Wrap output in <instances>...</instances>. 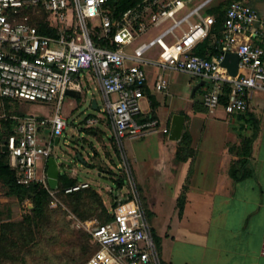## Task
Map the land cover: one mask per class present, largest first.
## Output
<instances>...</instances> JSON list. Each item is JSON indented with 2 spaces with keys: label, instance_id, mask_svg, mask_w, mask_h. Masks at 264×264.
Returning a JSON list of instances; mask_svg holds the SVG:
<instances>
[{
  "label": "built area",
  "instance_id": "built-area-1",
  "mask_svg": "<svg viewBox=\"0 0 264 264\" xmlns=\"http://www.w3.org/2000/svg\"><path fill=\"white\" fill-rule=\"evenodd\" d=\"M108 1L0 0V96L55 104L52 116H14L17 124L8 144L10 163L19 182L43 183L54 201L61 189L49 183L48 159L56 138L61 139L67 127L63 112L67 91H82L84 76L94 77L101 86L104 103L100 109L109 114L120 142L160 128L169 131L161 127L157 117L143 111L147 63L205 79L204 104L211 111L222 106L228 113L246 112L252 94L264 91V8L245 0L233 1L222 36H215L220 42L219 54L208 57L195 52L216 22L215 15L201 13L207 1L178 17L192 0H142L119 18L113 17ZM194 15L197 21L191 20ZM34 19L45 20L46 30ZM170 19L172 25L160 35L132 46L151 27ZM166 33L176 36L167 47L170 60L148 59L146 51ZM227 51L240 54L236 76L222 65ZM155 85L160 90L169 88L164 71L158 73ZM223 96H227L226 103ZM87 121L98 123L100 118L91 116ZM40 155L45 157L41 168ZM89 186V182H78L64 191ZM110 211L114 216L108 221L87 219L79 224L88 228L93 242L114 264H164L136 186L131 193L120 195ZM261 252L264 255V237ZM87 264L104 263L95 256Z\"/></svg>",
  "mask_w": 264,
  "mask_h": 264
},
{
  "label": "crops",
  "instance_id": "crops-1",
  "mask_svg": "<svg viewBox=\"0 0 264 264\" xmlns=\"http://www.w3.org/2000/svg\"><path fill=\"white\" fill-rule=\"evenodd\" d=\"M176 33L181 30L176 29ZM170 34L174 41L175 34L166 33L154 45ZM172 42L150 52L152 45L146 57L169 61L159 56L162 51L169 55L167 47ZM218 54L217 50L211 57ZM146 68L143 111L157 117L161 127L169 131L160 128L143 137L128 136L122 144L124 164L153 213L150 224L161 238L163 260L166 264H264V91L252 94L246 112L228 113L222 106L211 111L204 104L206 83L193 94L204 79L155 63H147ZM161 71L169 79L167 90L155 85ZM89 78L85 79L89 82ZM97 90L102 94L99 83ZM85 91L84 87L81 95H69L86 97ZM179 112L186 115L184 132L191 133L196 151L186 160L177 159L180 140L170 138L173 115ZM249 121H254L250 131L243 128ZM92 131L100 133L99 127ZM254 132L252 152L245 156L243 138ZM66 173L77 179L76 170ZM235 175L241 177L236 179ZM183 196L181 211L179 200ZM15 198L4 192L0 202L5 205Z\"/></svg>",
  "mask_w": 264,
  "mask_h": 264
},
{
  "label": "rangeland",
  "instance_id": "rangeland-1",
  "mask_svg": "<svg viewBox=\"0 0 264 264\" xmlns=\"http://www.w3.org/2000/svg\"><path fill=\"white\" fill-rule=\"evenodd\" d=\"M204 1L192 0L177 16L181 17L183 14L195 9ZM218 1L211 0L208 2L201 10V13L206 15V8ZM255 2L257 6L264 8V0H255ZM196 19V15L191 18L192 21H196ZM172 23L173 20L170 19L161 26L151 27L132 46L140 44L144 40L151 39ZM185 28H188L187 23H185ZM179 30L177 29V31ZM172 41L173 36L170 34L154 45L150 52L153 50L157 51L159 48L164 47L166 43ZM161 53L163 54L159 57L170 58L164 51ZM85 78L86 76H84V87L87 96L75 97L67 95L64 100L63 112L67 120V127L59 143L54 145L53 155L60 165L61 173L76 170L77 180L79 182H89L91 184L89 187L99 191L106 207L110 211L114 202L117 201V197L131 193L133 185L136 187L137 185L131 173H129L130 168H127L126 164H124L126 157L123 151V144L114 135L109 114L102 109L96 110L91 106V98L93 95L98 98L101 104L104 103L103 95L97 90L98 82L94 78H89L88 82ZM17 111L26 114L36 113L52 116L55 113V104L17 99L10 101V108L6 111L5 105L0 97V120L10 114L12 117L20 116L13 114ZM91 116L99 117L100 122L89 123L87 119ZM253 124L254 121H249L246 127L243 128L250 131ZM93 127H99V135L93 133ZM240 129L242 128L240 127ZM127 139L124 138L123 140L126 141ZM38 161L39 167L41 168L44 165L45 157L40 155ZM102 167L107 168V171H103ZM119 178L124 181L123 186H119L117 181ZM4 192L5 187L0 182V197L4 195ZM32 204L29 199L20 201L15 198L13 200L11 199L3 207L5 215L10 211L12 219H21L32 208ZM51 213L53 216L52 225L46 233L40 236L36 242L39 244L33 249L34 252H30L27 256L31 264H33V261H38L39 264H67L72 257L79 259L81 262L79 264H82L83 261V264H87L95 256H99L104 264H114L103 249L93 242L92 236L90 239L91 250L87 253H84V249L80 248V246L74 244L75 240L83 231L89 232V230L87 227L79 224V220L82 219L73 212L61 195H58L55 201L53 200ZM98 213L90 220L102 222L103 218Z\"/></svg>",
  "mask_w": 264,
  "mask_h": 264
},
{
  "label": "trees",
  "instance_id": "trees-1",
  "mask_svg": "<svg viewBox=\"0 0 264 264\" xmlns=\"http://www.w3.org/2000/svg\"><path fill=\"white\" fill-rule=\"evenodd\" d=\"M141 1L142 0H109L107 5L111 9L113 17L119 18L125 10ZM233 1L235 0H219L206 8V14L215 15L216 22L213 24L210 34L195 48L196 53L211 57L213 53L217 50L219 51L218 46L220 42L216 40V37L219 39L223 34L226 13ZM248 2L257 6L255 0H248ZM34 22L40 26L42 30H46L45 20L34 19ZM1 100L5 105L6 111H8L10 108V101L17 99L1 96ZM222 101L226 103L227 96H223ZM13 114L20 116L26 115V113L19 111ZM10 115L0 120V182L5 187L6 195L16 196L20 201L29 199L33 203V207L25 213L21 219H12L10 211L5 215L4 205L0 202V264H31L27 257L28 254L32 251L34 252V247L39 244L36 242L52 225L53 216L51 213V204L53 196L48 188L41 182L34 181L29 184L19 182L17 171L10 163V150L4 149V146L9 144L10 137L13 135L14 127L17 124V119ZM255 136V132L252 135L244 136L242 148L243 155L249 156L251 154ZM4 141H6V144ZM191 144L192 135L188 130H185L179 142L177 159L186 160L195 156L196 151ZM235 177L238 179L241 175H235ZM117 181L119 186L124 185V181L121 178ZM77 182L78 180L76 178L70 176L66 172L60 175L59 187L61 192L59 195L65 199L73 212L82 220L93 218L99 211L100 213L98 214L103 218L102 222L112 219L114 214L108 210L102 195L96 189L86 187L68 193L64 191L65 187L76 184ZM137 189L140 191L138 186ZM140 198L150 222L153 213L148 209L142 194H140ZM179 205L182 211L184 207V196L180 198ZM114 206H117V201L114 202ZM152 232L158 249L161 251V238L153 228ZM90 239L91 233L83 231L75 240L74 244L80 246V248L84 249V253H87L91 250ZM79 263H81L79 259L72 257L67 264ZM33 264H39V262L33 261ZM164 264H166L165 261Z\"/></svg>",
  "mask_w": 264,
  "mask_h": 264
},
{
  "label": "water",
  "instance_id": "water-1",
  "mask_svg": "<svg viewBox=\"0 0 264 264\" xmlns=\"http://www.w3.org/2000/svg\"><path fill=\"white\" fill-rule=\"evenodd\" d=\"M222 65L226 67L229 73L233 76H236L239 73L240 68V54L237 51H227L225 53V57L222 61ZM206 83V80L200 81V83L194 88L193 94H196V91L202 87ZM68 94L71 95H81V92L69 89L67 91ZM92 107L96 110L100 109L101 105L98 102L97 97H94L92 100ZM186 122V115L185 113H175L173 115L171 128H170V138L174 140H181ZM60 138H56V143H59ZM6 144V141H4ZM9 146L5 145L4 149H8ZM48 180L53 188H58L60 186V175H61V168L59 163L57 162L54 155H51L48 159ZM33 207V204H32Z\"/></svg>",
  "mask_w": 264,
  "mask_h": 264
}]
</instances>
